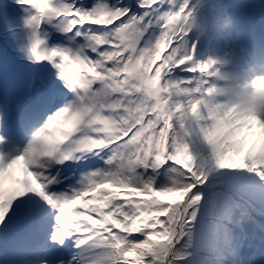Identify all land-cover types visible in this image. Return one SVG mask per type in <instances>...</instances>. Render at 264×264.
<instances>
[{
  "label": "snow or ice",
  "instance_id": "1",
  "mask_svg": "<svg viewBox=\"0 0 264 264\" xmlns=\"http://www.w3.org/2000/svg\"><path fill=\"white\" fill-rule=\"evenodd\" d=\"M199 10L0 0V51L33 74L0 95V264H264V122L198 104Z\"/></svg>",
  "mask_w": 264,
  "mask_h": 264
},
{
  "label": "clouds",
  "instance_id": "2",
  "mask_svg": "<svg viewBox=\"0 0 264 264\" xmlns=\"http://www.w3.org/2000/svg\"><path fill=\"white\" fill-rule=\"evenodd\" d=\"M218 0H200L201 10L189 14L182 22L186 32L196 40H207L218 26L212 12ZM187 43L182 51L187 52ZM211 68L210 80L198 98L202 109L217 114L221 126L242 127L252 118L264 122V63L248 71H228L227 61L220 57L206 58Z\"/></svg>",
  "mask_w": 264,
  "mask_h": 264
},
{
  "label": "rangeland",
  "instance_id": "3",
  "mask_svg": "<svg viewBox=\"0 0 264 264\" xmlns=\"http://www.w3.org/2000/svg\"><path fill=\"white\" fill-rule=\"evenodd\" d=\"M238 0H218V6L220 9V14L224 17V21L219 23L216 27L217 30L223 29L224 34L216 35L213 31L210 33V38L207 40L200 41V48L203 53L204 59L209 56L220 57L227 61L228 71H240L243 72V69H246V65L240 58H237L235 52H233L234 44L240 43L242 41L247 44L250 38L247 36V31L251 29H259V32L254 40L257 43V40L264 35V0H243L242 5L236 4ZM240 7V10H239ZM251 8V9H250ZM263 10H259V9ZM257 9V10H256ZM249 11H258L256 14L257 18H262V24H249L241 21L242 19L247 20V12ZM251 22L255 21L254 13H248ZM241 16L243 18H237ZM256 26V27H253ZM243 45H239L241 47ZM240 59V61L238 60ZM230 62V63H229ZM246 62V61H245ZM231 65V66H229ZM248 66L247 71L250 70ZM33 74L31 70L11 53V51H0V95L5 92L12 100H22L25 96V93H21V90L24 86H27L29 89V82ZM37 82V87H40L42 83L50 79V72H40L35 75ZM23 225L16 227L15 232L18 234L22 232ZM11 242V241H10Z\"/></svg>",
  "mask_w": 264,
  "mask_h": 264
},
{
  "label": "trees",
  "instance_id": "4",
  "mask_svg": "<svg viewBox=\"0 0 264 264\" xmlns=\"http://www.w3.org/2000/svg\"><path fill=\"white\" fill-rule=\"evenodd\" d=\"M0 246H2V244H0Z\"/></svg>",
  "mask_w": 264,
  "mask_h": 264
}]
</instances>
